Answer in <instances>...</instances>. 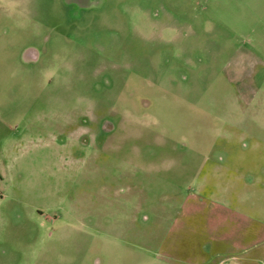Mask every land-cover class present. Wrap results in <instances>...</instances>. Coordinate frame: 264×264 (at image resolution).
Here are the masks:
<instances>
[{"label":"rangeland","instance_id":"rangeland-1","mask_svg":"<svg viewBox=\"0 0 264 264\" xmlns=\"http://www.w3.org/2000/svg\"><path fill=\"white\" fill-rule=\"evenodd\" d=\"M255 241L264 0H0V264H264Z\"/></svg>","mask_w":264,"mask_h":264},{"label":"crops","instance_id":"crops-1","mask_svg":"<svg viewBox=\"0 0 264 264\" xmlns=\"http://www.w3.org/2000/svg\"><path fill=\"white\" fill-rule=\"evenodd\" d=\"M218 160L212 161V160L206 159L204 161L202 167L200 168L199 178L205 179L209 176L208 174H213L214 177L216 178V180H218V179L219 180H226V181L231 180V179H229L230 177H232L231 176V170H228L226 168L229 166H225V164L227 162L225 164H222L221 161L223 159H218ZM207 167H209L208 170H205V168H207ZM224 167H225L226 171H224V169H223ZM236 198L238 199V202L235 204L236 210H234V212L237 213L236 216L240 217L241 220H244L247 223L248 220H250V209H249L250 191H244V192L238 193V194H236ZM240 203H241V205H244L243 206L244 208L240 209L238 207V204H240ZM221 204H222V206L224 204H227V206L230 205L229 202H224V201H222ZM223 208L229 209L225 205L223 206ZM222 215L225 218H227V217L231 218L229 213L225 214V212H223ZM234 219L235 218H233V220ZM220 239H223V238H220ZM248 240L249 239H247V241ZM208 241H209L211 250H213L214 247L220 246V244H216L218 240L208 239ZM220 242H222V240H220L218 243H220ZM251 247H253V249H259V248L262 249V253H263V257H264V241H262V242L261 241H259V242L255 241V242H253ZM209 252H210V250H209ZM220 252H222V251H220ZM220 252L216 251L212 256L209 255V257H206V256L203 257L202 255L201 256L186 255L184 257L181 256L179 258L178 257L177 258L172 257L173 263L164 261L163 264H229L226 261L227 259H225V261H222L223 259H221Z\"/></svg>","mask_w":264,"mask_h":264},{"label":"flooded vegetation","instance_id":"flooded-vegetation-1","mask_svg":"<svg viewBox=\"0 0 264 264\" xmlns=\"http://www.w3.org/2000/svg\"><path fill=\"white\" fill-rule=\"evenodd\" d=\"M79 2H82V0H79ZM77 5V4H76Z\"/></svg>","mask_w":264,"mask_h":264}]
</instances>
